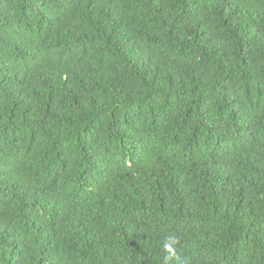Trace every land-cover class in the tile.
Here are the masks:
<instances>
[{
    "label": "trees",
    "instance_id": "1",
    "mask_svg": "<svg viewBox=\"0 0 264 264\" xmlns=\"http://www.w3.org/2000/svg\"><path fill=\"white\" fill-rule=\"evenodd\" d=\"M0 264H264V0H0Z\"/></svg>",
    "mask_w": 264,
    "mask_h": 264
},
{
    "label": "clouds",
    "instance_id": "2",
    "mask_svg": "<svg viewBox=\"0 0 264 264\" xmlns=\"http://www.w3.org/2000/svg\"><path fill=\"white\" fill-rule=\"evenodd\" d=\"M165 248H168L171 251L170 243H165Z\"/></svg>",
    "mask_w": 264,
    "mask_h": 264
}]
</instances>
